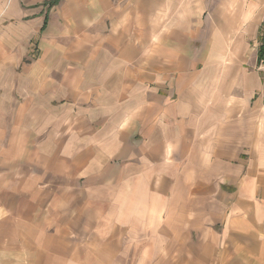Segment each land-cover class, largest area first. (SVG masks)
Listing matches in <instances>:
<instances>
[{
    "label": "crops",
    "instance_id": "0c3cea01",
    "mask_svg": "<svg viewBox=\"0 0 264 264\" xmlns=\"http://www.w3.org/2000/svg\"><path fill=\"white\" fill-rule=\"evenodd\" d=\"M264 0H0V264H264Z\"/></svg>",
    "mask_w": 264,
    "mask_h": 264
},
{
    "label": "trees",
    "instance_id": "16d2710c",
    "mask_svg": "<svg viewBox=\"0 0 264 264\" xmlns=\"http://www.w3.org/2000/svg\"><path fill=\"white\" fill-rule=\"evenodd\" d=\"M59 2H60V0H48V3L51 6L56 5ZM259 61L264 62V36L262 37V42H261L260 49H259Z\"/></svg>",
    "mask_w": 264,
    "mask_h": 264
},
{
    "label": "rangeland",
    "instance_id": "374dc122",
    "mask_svg": "<svg viewBox=\"0 0 264 264\" xmlns=\"http://www.w3.org/2000/svg\"><path fill=\"white\" fill-rule=\"evenodd\" d=\"M48 1V0H47ZM264 36V31H263V34H262V37ZM261 42H262V38H261Z\"/></svg>",
    "mask_w": 264,
    "mask_h": 264
}]
</instances>
